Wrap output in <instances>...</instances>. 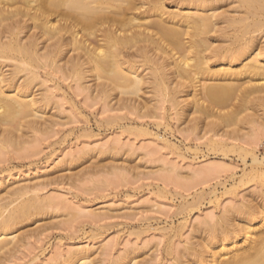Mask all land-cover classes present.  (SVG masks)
I'll list each match as a JSON object with an SVG mask.
<instances>
[{"label": "rangeland", "instance_id": "1", "mask_svg": "<svg viewBox=\"0 0 264 264\" xmlns=\"http://www.w3.org/2000/svg\"><path fill=\"white\" fill-rule=\"evenodd\" d=\"M56 75H40L33 89L48 97L41 108L45 124L23 128V145L0 153V204L25 186L27 195L6 211L30 197L42 207L18 220L20 241L7 245L0 264H64L76 249H88L97 264L127 256L140 264H175L190 235L207 229L203 221L232 219L240 204L263 205L264 167L254 170L250 157L231 147L256 141L264 155V90L243 92L262 86L260 78L241 85L225 104L203 99L201 91L200 105L194 104V92L181 88L177 101L187 104L179 110L146 94L152 111L141 117L93 99L81 87L91 86L88 79L81 84Z\"/></svg>", "mask_w": 264, "mask_h": 264}, {"label": "bare ground", "instance_id": "2", "mask_svg": "<svg viewBox=\"0 0 264 264\" xmlns=\"http://www.w3.org/2000/svg\"><path fill=\"white\" fill-rule=\"evenodd\" d=\"M263 58L264 0H0V153L9 145H21L25 128L36 131L39 120L45 124L41 108L48 97L33 91L40 75L62 73L78 83L88 79L85 83L91 86L82 82L81 87L95 93L93 99L99 98L111 111L128 109L144 117L152 111L153 106L151 111L147 106L153 96L181 110V103H186L177 101L181 88L191 89L192 102L200 105V91L203 99L223 104L254 77L264 86ZM238 63L241 67H234ZM242 78L248 80L240 83ZM262 86L243 92H260ZM142 92L153 95L150 101ZM247 141L231 147L247 154L254 170L261 169L264 155L256 141ZM25 188L9 190L12 199L0 204V216L27 195ZM35 199L6 211L0 222L1 257L10 252L8 244L20 241L15 227L19 219L36 213L33 209L40 202ZM260 204L250 203L245 209L238 205L239 215L232 219L200 221L207 229L201 226L179 257L169 258L175 264H264V203ZM69 254L64 264L98 263L88 249ZM111 264L140 263L127 256Z\"/></svg>", "mask_w": 264, "mask_h": 264}]
</instances>
